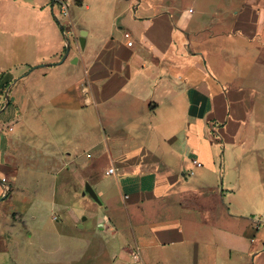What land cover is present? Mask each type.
I'll return each mask as SVG.
<instances>
[{
  "label": "crops",
  "instance_id": "0c3cea01",
  "mask_svg": "<svg viewBox=\"0 0 264 264\" xmlns=\"http://www.w3.org/2000/svg\"><path fill=\"white\" fill-rule=\"evenodd\" d=\"M75 25L87 29L85 47L84 30ZM221 46L264 60V0H224L211 8H168L155 0L67 18L53 0H0V140H22L15 124L40 116L49 136L39 151L49 166L64 167L61 184L76 183L67 174L77 167L83 181L101 190L107 211L125 212L130 225L115 231L125 245L106 264H264V216L249 217L210 185L205 170L199 181L189 179L196 176L193 159L203 164L196 168L214 165L208 125H217L224 143L239 136L243 93L209 73ZM2 150L4 172L11 167ZM104 157L107 169L116 168L105 175L114 177L119 202L98 175ZM13 172L14 183L28 182L21 167ZM1 178L0 202L10 197L11 183ZM137 247L139 262L131 256Z\"/></svg>",
  "mask_w": 264,
  "mask_h": 264
},
{
  "label": "rangeland",
  "instance_id": "374dc122",
  "mask_svg": "<svg viewBox=\"0 0 264 264\" xmlns=\"http://www.w3.org/2000/svg\"><path fill=\"white\" fill-rule=\"evenodd\" d=\"M70 1L74 2L70 6V13L77 17L79 14H86L87 8H144L155 2ZM161 1L168 8H211L224 4V0ZM64 22L70 25L68 21ZM75 27L77 31H87L85 26ZM121 33L123 31H118L116 38L120 39ZM68 38L71 39L73 50H76L71 33ZM217 48L220 45L216 43L214 49ZM221 53L226 56L225 59L228 57V61L221 60ZM253 55H241L232 46L222 50L221 46L220 54H215L213 59L209 58L210 75L219 79L220 84L224 80L228 83L230 81L225 84V88L233 87L243 93L244 100L240 108L243 118L235 142H222L217 125H208L209 136L215 138L212 139L217 152L212 158L214 165H205L203 169L194 167L191 170L196 172V176H189V179L199 181L200 170H205L210 185L223 189L236 199L252 218L264 216V60H260L259 55ZM31 121H34L33 124H15L16 131H21L24 135L22 140H9L7 145L4 139L0 140L2 161L11 167L4 172L0 171V181L4 175L11 182L6 180L10 186L7 189L10 197L0 202V235H3L1 240H5V252L0 253V264H106L107 260L115 258L114 252L120 255L121 247L125 245L126 239L118 231L115 232L117 227L125 230L130 225L125 212L117 211L113 215L106 210L104 204L97 203L86 193V183H90L101 201H105L101 190L96 189L90 179L83 181L82 174L76 172L77 167L67 174L68 179L76 180V183L68 186L61 184L65 174L64 167L61 164L57 167L49 166L46 159H50L39 151L48 140L46 125L40 116ZM2 134L0 133V137ZM6 151L9 156H5ZM107 159L108 157L103 158L102 166L97 165L98 175L103 177V185L111 188L109 195L119 202L121 199L114 177L108 178L105 175ZM15 166L17 169L21 167L20 178L27 179V183L16 184L9 179L15 174ZM84 217L86 220H83ZM89 247L91 251L86 253L81 262H73ZM104 247L109 248V252ZM96 250L99 252H95Z\"/></svg>",
  "mask_w": 264,
  "mask_h": 264
},
{
  "label": "built area",
  "instance_id": "2783aa9c",
  "mask_svg": "<svg viewBox=\"0 0 264 264\" xmlns=\"http://www.w3.org/2000/svg\"><path fill=\"white\" fill-rule=\"evenodd\" d=\"M54 5L58 8V12L59 14L64 17L67 18L70 15V3L68 0H53ZM125 37L128 39V43L132 44V36L129 32L125 33ZM14 128L12 126H9V130L12 131ZM193 164L196 167H202L203 164L202 162H200L197 159H193ZM116 172V168L114 166H111L107 169L106 174L107 175H112ZM190 175H195V171L192 170L190 172ZM3 181H6V179H3ZM263 247H264V241H263ZM131 256L133 258L134 261L139 262L142 260V254L140 249L137 247L132 253Z\"/></svg>",
  "mask_w": 264,
  "mask_h": 264
},
{
  "label": "water",
  "instance_id": "95a60500",
  "mask_svg": "<svg viewBox=\"0 0 264 264\" xmlns=\"http://www.w3.org/2000/svg\"><path fill=\"white\" fill-rule=\"evenodd\" d=\"M80 43L82 47H85L86 44V31H82ZM70 47L68 46V50ZM86 193H88L97 203L102 204L101 198L97 194L96 190L93 188V186L90 183H86L85 188ZM6 196V195H5ZM83 220H86V217L83 218Z\"/></svg>",
  "mask_w": 264,
  "mask_h": 264
}]
</instances>
